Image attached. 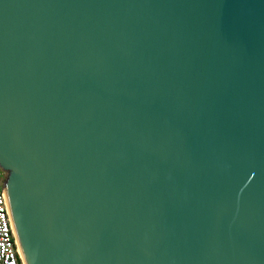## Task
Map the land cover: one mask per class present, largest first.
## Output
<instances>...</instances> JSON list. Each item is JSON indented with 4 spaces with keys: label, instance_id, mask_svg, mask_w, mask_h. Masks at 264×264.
Instances as JSON below:
<instances>
[{
    "label": "water",
    "instance_id": "1",
    "mask_svg": "<svg viewBox=\"0 0 264 264\" xmlns=\"http://www.w3.org/2000/svg\"><path fill=\"white\" fill-rule=\"evenodd\" d=\"M0 169L22 264H264V0H0Z\"/></svg>",
    "mask_w": 264,
    "mask_h": 264
},
{
    "label": "built area",
    "instance_id": "2",
    "mask_svg": "<svg viewBox=\"0 0 264 264\" xmlns=\"http://www.w3.org/2000/svg\"><path fill=\"white\" fill-rule=\"evenodd\" d=\"M5 173L0 169V192ZM0 264H22L7 218L0 194Z\"/></svg>",
    "mask_w": 264,
    "mask_h": 264
}]
</instances>
